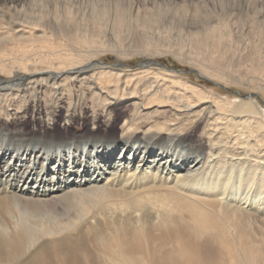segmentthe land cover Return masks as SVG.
I'll return each instance as SVG.
<instances>
[{
	"label": "bare ground",
	"instance_id": "bare-ground-1",
	"mask_svg": "<svg viewBox=\"0 0 264 264\" xmlns=\"http://www.w3.org/2000/svg\"><path fill=\"white\" fill-rule=\"evenodd\" d=\"M107 52L264 93V0H0V264H264V108ZM120 106L127 137L16 140Z\"/></svg>",
	"mask_w": 264,
	"mask_h": 264
},
{
	"label": "rangeland",
	"instance_id": "rangeland-1",
	"mask_svg": "<svg viewBox=\"0 0 264 264\" xmlns=\"http://www.w3.org/2000/svg\"><path fill=\"white\" fill-rule=\"evenodd\" d=\"M190 11H192V9H190ZM27 14L29 16L31 14V12H27ZM240 14H243V10ZM50 15H51V13H50ZM244 20H246V19H244ZM12 26H14V25L11 24L10 26H8V28L10 29V27H12ZM97 57H98L97 60H99L100 62H102L104 64H108L111 67H121V68H125V69L137 68L141 62H144L147 60H150V61L156 60L157 62H159V65H154V66L174 69V70L178 71L179 73H181L182 75H185V76L191 78L192 80L196 81L197 83L202 84L207 89L216 90V92L221 93L222 96H224V97L227 96L233 100L236 99L238 101V100L243 98V95L252 94V92H254L257 96L256 100L264 108V93H261L258 90L249 91V89H247L246 87L239 86L236 84L227 85L224 83H220L214 79H212V80L201 79L197 76V73H195L196 69L194 67L184 63L183 61H181L180 59H178L176 56H173V55L167 54V55H163V56H154L153 57V56L144 55V54H138V55L134 54L131 56H122V55L120 56L117 53L107 52L104 54H100ZM96 65L101 66L100 63H96ZM2 77H4V75H2ZM236 92H238L239 94H237ZM34 105L35 106H33V103H32L29 106L27 113L22 114L23 116H19V115L15 116L14 120L18 119V120L24 121V123L27 127H31L33 125L38 126L40 123L39 121H41V122L46 121L47 120L46 112H44L46 110L45 107H38V106H36V104H34ZM123 108L120 106L114 110V112H113V114H114L113 120L114 121L111 123L112 126H110V127H105V126L101 127L100 126V128H95L90 122H87L88 124L86 123L85 125L81 126L82 128H79V130H76L74 128V125H73V126H70V128L67 129L66 131L63 130L64 126H65L63 121H64V115L66 112L63 109L59 108L56 111V115L53 116V120H51L49 127H47L48 132L44 131V130H42V131L39 130V132L35 133V134H25V135L23 134L22 136L17 135L16 140H19V141L23 140V141H28L31 143H37L35 145L42 146L46 143H50L51 141H55V139H57L58 137H60L62 135L67 137L70 134L72 135V134H77V133L78 134L76 136V140L77 141L80 140L82 142L87 141V139H99V140L103 141L108 136L110 138H113V137L119 136V135H122L123 137H127V136H124V134L122 133L121 128H120L121 123L123 121V118H125V116H126V113L123 110ZM84 113H85V116L88 118L89 117V111L87 110ZM262 117L264 118L263 114H262ZM2 118L3 117H1L0 119H2ZM0 124H3V123H0ZM1 126L2 125H0V127ZM98 131H101V132L98 133L97 136H92L93 132H98ZM73 132H75V133H73ZM194 134H197V133H194ZM106 139H108V138H106ZM228 150H229V148H228ZM71 215L73 216L74 213L72 212ZM64 219L66 220V218H63V220ZM83 233H86V232H83ZM93 236H94L93 233H91L90 237L93 238ZM49 248H51L50 253H52L54 251V249H52L51 246Z\"/></svg>",
	"mask_w": 264,
	"mask_h": 264
},
{
	"label": "water",
	"instance_id": "water-1",
	"mask_svg": "<svg viewBox=\"0 0 264 264\" xmlns=\"http://www.w3.org/2000/svg\"><path fill=\"white\" fill-rule=\"evenodd\" d=\"M237 94H239L238 92H236ZM252 96H254V98H256V94H251ZM243 96H248L247 94L246 95H243Z\"/></svg>",
	"mask_w": 264,
	"mask_h": 264
}]
</instances>
